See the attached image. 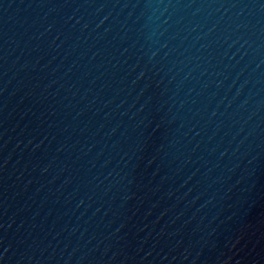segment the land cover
I'll list each match as a JSON object with an SVG mask.
<instances>
[{
  "label": "water",
  "instance_id": "obj_1",
  "mask_svg": "<svg viewBox=\"0 0 264 264\" xmlns=\"http://www.w3.org/2000/svg\"><path fill=\"white\" fill-rule=\"evenodd\" d=\"M0 264H264V0H0Z\"/></svg>",
  "mask_w": 264,
  "mask_h": 264
}]
</instances>
